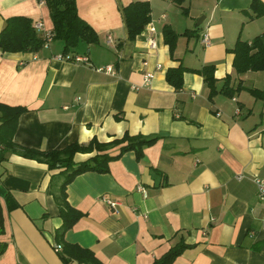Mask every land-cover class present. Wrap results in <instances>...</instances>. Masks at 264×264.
I'll list each match as a JSON object with an SVG mask.
<instances>
[{"label": "crops", "instance_id": "1", "mask_svg": "<svg viewBox=\"0 0 264 264\" xmlns=\"http://www.w3.org/2000/svg\"><path fill=\"white\" fill-rule=\"evenodd\" d=\"M74 1L98 44L66 55L53 40L37 53L0 52V104L26 110L14 143L49 152L125 134L156 141L141 159L124 153L106 174L87 172L67 186V203L81 218L64 243L100 264H156L179 245L171 264H264V202L254 184L264 179V101L249 93L264 90V72L238 75L232 63L238 42L264 34L253 0ZM136 2L149 5L150 23L128 40L123 10ZM49 15L37 0H0V33L8 20L27 18L42 25L43 38L53 30ZM168 27L176 36L171 52ZM179 66H213L217 90L225 77L242 89L209 100L203 79L185 73L176 92L165 75ZM94 155L76 154L74 162ZM57 174L14 155L0 163V264H66L54 235L62 225L53 197L61 180L50 187Z\"/></svg>", "mask_w": 264, "mask_h": 264}, {"label": "trees", "instance_id": "2", "mask_svg": "<svg viewBox=\"0 0 264 264\" xmlns=\"http://www.w3.org/2000/svg\"><path fill=\"white\" fill-rule=\"evenodd\" d=\"M37 1L48 8L53 25L50 34L51 41H58L62 44L64 55L75 51L80 45L98 44L96 33L78 17L74 0ZM182 1L174 0L178 5ZM250 7L253 18L264 16V4L258 0H253ZM123 13L128 29V40H133L150 23V7L147 3L136 2L124 8ZM163 34L171 52L176 36L169 27L164 29ZM44 43V39L37 36L32 20L27 18L17 17L8 20L0 33V52L2 54L37 53L43 49ZM232 52L234 54L232 63L236 74L264 72V34L256 37L250 44L238 42ZM185 73L196 74L203 79L209 90V100H213L218 94L232 99L242 89L240 85L236 89H232L230 78L225 77L221 88L217 90L213 66H206L198 71L188 70L182 66L170 69L165 75L167 84L179 92L183 87ZM249 93L256 100L264 101V90L253 89L249 90ZM24 112H26L24 108H11L0 104V163L14 155L44 164L49 172L58 171L57 175L51 177L50 187L52 188L58 180H61L57 192L53 194L59 210V217L62 220L61 227L54 234L56 244L62 248L59 255L66 264L70 261L81 264H100L89 252L67 245L63 241L65 233L73 228L81 218L79 212L69 207L66 188L76 177L84 173L106 174L108 163L118 160L124 153L133 151L137 158L141 159L142 150L152 146L156 138L132 137L125 134L121 139L108 144H100L93 139L86 145L73 144L60 151L39 152L18 146L13 141L19 118ZM91 152L95 155L89 160L82 163L74 162L76 154H91ZM184 248L185 246L179 245L171 249L156 264H171Z\"/></svg>", "mask_w": 264, "mask_h": 264}, {"label": "built area", "instance_id": "3", "mask_svg": "<svg viewBox=\"0 0 264 264\" xmlns=\"http://www.w3.org/2000/svg\"><path fill=\"white\" fill-rule=\"evenodd\" d=\"M34 30L36 31V32H41L42 33V25L40 24V23H35V25H34ZM147 31L149 32V33H153L154 32V29L151 27V26H148L147 27ZM43 39H44V41H45V43H44V45H43V49H47L48 47H49V43L51 42V36H50V34L49 33H45V32H43ZM149 48L150 49H153L154 47H155V45H154V42L152 41V40H149ZM202 44L204 45V46H206V47H208L209 46V38L206 36V35H204V36H202ZM58 60H63L64 58L62 57V56H60V57H58L57 58ZM74 61H76V62H86V59L85 58H83V57H75L74 58ZM106 72H111V69L110 68H106ZM152 77L149 75V76H147L146 77V82H149L150 81V79H151ZM254 184H255V187H256V189H257V198L261 201V202H264V179H260V178H256L255 180H254ZM137 190L138 191H140V192H142V194L144 195V197H146V195H145V191L141 188V187H138L137 188ZM106 204L111 208V209H113V211H115V212H117L116 211V204H114V203H112V202H110V201H106ZM57 251L59 250V248L58 247H56L55 248Z\"/></svg>", "mask_w": 264, "mask_h": 264}, {"label": "water", "instance_id": "4", "mask_svg": "<svg viewBox=\"0 0 264 264\" xmlns=\"http://www.w3.org/2000/svg\"><path fill=\"white\" fill-rule=\"evenodd\" d=\"M162 136V135H161Z\"/></svg>", "mask_w": 264, "mask_h": 264}]
</instances>
